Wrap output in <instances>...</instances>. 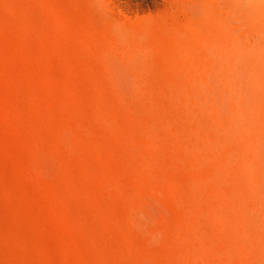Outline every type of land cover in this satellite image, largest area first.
Wrapping results in <instances>:
<instances>
[{
  "label": "rangeland",
  "instance_id": "rangeland-1",
  "mask_svg": "<svg viewBox=\"0 0 264 264\" xmlns=\"http://www.w3.org/2000/svg\"><path fill=\"white\" fill-rule=\"evenodd\" d=\"M249 1L254 44L264 22ZM89 6L0 0V264H264V135L237 115L235 76L222 87L196 40L156 23L118 39Z\"/></svg>",
  "mask_w": 264,
  "mask_h": 264
},
{
  "label": "bare ground",
  "instance_id": "bare-ground-1",
  "mask_svg": "<svg viewBox=\"0 0 264 264\" xmlns=\"http://www.w3.org/2000/svg\"><path fill=\"white\" fill-rule=\"evenodd\" d=\"M250 4H254L252 5V10L254 11L255 16L257 17L256 19L262 20L264 22V0H250L249 1ZM110 3V2H109ZM112 3L114 5H107L104 6L101 2V0H87V5H91L89 7H93L96 9L101 10L104 13V16H106V18L108 19L109 23L112 26V23L115 24L116 26V32H117V36L118 39L121 40H125L128 42L131 41H135L137 42H141L145 36H146V31L149 28H151V24H157L155 27L152 26V28H154V30L157 28V26L159 27V25L161 26V31L166 32L167 31H172V35L171 38L174 39L173 41H183L185 42L184 44L186 45V41L188 43V41L190 40V42H192V40H196V42L198 43L199 47H201V54L203 53V55L206 56V58H209L211 65H214L215 68L221 70V75L224 76V78L227 80H225L224 78L222 79L221 75L218 76V79L221 78L223 81L225 80V82H221L222 85L227 82L231 81V77L230 75H234L235 79H236V87L238 86V91H240V94H242L239 98H238V104H236L237 107V115L239 116H243L244 112L245 114L247 113V111H249L250 115H247V118H244V116L242 118L246 119H242L244 120V124L243 126L244 128L248 129L249 133H252V135L254 134H258L257 138L259 139V135H264V35L260 38H256V40L254 39V44L252 42L249 43V40H247L245 38V19L247 16V0H112ZM116 7V15L113 14L112 12V8ZM159 11L161 10V15L158 16V19L156 20V22H153L152 19L150 18H146L149 12H153V11ZM119 12H122L123 14H129L128 17H120L118 14ZM135 16L138 18V20H136L138 23L137 26H132L130 25L131 23L134 24V22H130L129 23V16ZM163 15V16H162ZM116 16V17H115ZM133 18V17H132ZM155 18V17H154ZM139 19H141L139 21ZM112 23H111V22ZM135 21V22H136ZM137 24V23H135ZM159 24V25H158ZM162 26L164 28V30H162ZM158 30V29H157ZM159 32V31H158ZM148 33V32H147ZM152 37V36H151ZM170 37V36H169ZM150 38V37H149ZM153 38V37H152ZM151 38V39H152ZM154 39V38H153ZM192 39V40H191ZM154 41H156V38L154 39ZM248 41V42H246ZM169 42V41H168ZM172 42V41H171ZM174 43V42H173ZM193 43V42H192ZM249 43V44H247ZM178 45V44H177ZM189 45V44H188ZM179 46V45H178ZM183 46V45H182ZM188 47V46H187ZM199 50V49H198ZM197 50V51H198ZM200 54V55H201ZM202 56V55H201ZM207 60V59H205ZM207 63H210L208 61H206ZM203 63V62H202ZM205 64V63H204ZM206 65V64H205ZM208 65V64H207ZM210 65V64H209ZM206 68V67H205ZM211 68V67H209ZM214 68V69H215ZM208 69V68H207ZM202 71V68H201ZM204 71V70H203ZM207 73H209L207 70H205ZM211 71V70H210ZM214 71V70H213ZM216 71V69H215ZM203 73V72H202ZM207 73L205 75V77H207ZM215 73V72H214ZM133 74V73H132ZM205 74V73H204ZM202 74V75H204ZM213 73H211L212 76ZM201 75V76H202ZM200 76V75H199ZM200 76V77H201ZM221 76V77H220ZM233 76V77H234ZM214 77V76H213ZM212 77V78H213ZM203 78V76H202ZM206 80V78H203L202 80ZM229 79V81H228ZM245 80V83L243 84L242 80ZM233 80V79H232ZM210 81V80H209ZM212 81V80H211ZM214 81V79H213ZM221 81V80H220ZM227 81V82H226ZM172 82V81H171ZM215 82H212V84ZM182 84V83H181ZM206 84V83H205ZM211 84V83H210ZM228 83L226 85H229ZM174 85V84H173ZM209 85V84H208ZM231 85L235 86L234 82L231 81ZM229 86L232 88V86ZM117 86V85H116ZM206 86V85H205ZM212 86V85H209ZM124 87V86H123ZM224 87V85L222 86ZM227 88V86H225ZM173 88V87H172ZM195 88V87H194ZM212 88V87H211ZM214 88V86H213ZM212 88V89H213ZM216 88V87H215ZM209 90V87L207 88ZM218 89V88H217ZM228 89V88H227ZM234 89V88H233ZM230 90V91H233ZM186 90V89H185ZM194 90V89H193ZM211 90V89H210ZM224 90V89H223ZM212 91V90H211ZM210 91V92H211ZM216 92H218L217 90H215ZM229 91V90H228ZM227 91V93H228ZM235 91V89H234ZM233 92L229 93V96H227L228 94H226L225 96L230 98V94ZM237 91V90H236ZM205 93V91H203ZM209 92V91H208ZM206 91V93H208ZM224 93V92H223ZM115 94V93H114ZM123 94V93H122ZM215 93H213L212 95H214ZM220 94L222 95V92L219 91V96ZM217 95V94H216ZM224 95V94H223ZM238 95V94H237ZM237 95H233V96H237ZM196 96V95H195ZM211 96V95H210ZM195 98V97H194ZM216 98V99H218ZM222 98V96H221ZM228 99V98H227ZM226 99V100H227ZM233 99V98H232ZM237 99V98H236ZM235 99V100H236ZM212 100V99H211ZM210 100V101H211ZM215 100V99H214ZM224 102H227V101ZM234 100V101H235ZM187 101V100H185ZM221 101V100H219ZM192 102V101H191ZM218 102V101H216ZM216 104L217 107H219V105ZM222 102V101H221ZM223 102V104H225ZM213 103V102H212ZM220 103V102H218ZM232 103V100L231 102ZM214 104V106H215ZM194 105V104H193ZM211 105V104H210ZM212 105V107H209L211 109H213L214 107ZM215 106V107H216ZM231 106V104H230ZM228 107V108H233V107ZM196 107V106H194ZM214 107V109H215ZM225 107V106H224ZM223 107V108H224ZM222 108V106L220 108H218L219 110ZM222 108V109H223ZM234 109V108H233ZM232 109V110H233ZM215 111V112H214ZM218 111V110H217ZM224 111V110H223ZM235 111V109H234ZM212 112V110L210 111ZM213 113H216V110H213ZM211 113V114H213ZM218 114V118H219V111L217 112ZM221 113V112H220ZM229 113V112H228ZM232 113V111H231ZM213 114V117L215 118ZM244 114V115H245ZM248 114V113H247ZM251 114L255 116V121L253 120V117L251 116ZM230 115V114H229ZM234 115V114H232ZM237 115L235 114V116L237 117ZM187 116V115H186ZM228 116V114H227ZM250 116V117H248ZM198 117V116H197ZM203 118V117H202ZM214 118L212 119L214 122L216 120H214ZM227 118V117H226ZM232 118V117H231ZM241 117H239L240 120ZM194 119V118H193ZM229 119V118H228ZM227 119V120H228ZM219 119H217L216 122H218ZM234 120V119H233ZM169 121V120H168ZM198 121V120H197ZM212 121V122H213ZM236 121V120H235ZM257 121V122H256ZM231 122V121H230ZM239 122V121H238ZM197 123V122H196ZM234 124V123H232ZM237 124V123H236ZM240 124V123H239ZM200 125V124H199ZM198 125V126H199ZM221 125V124H220ZM229 125V124H228ZM234 126V125H233ZM237 126V125H236ZM229 127V126H228ZM231 127V126H230ZM239 127V128H238ZM236 128L240 129L241 125L238 126ZM220 128V127H219ZM232 128V127H231ZM237 129V130H238ZM231 132L233 131V128L231 129ZM227 131V130H226ZM241 131V130H240ZM177 132V130H176ZM236 132V131H235ZM195 133V132H194ZM228 133V132H226ZM241 133V132H240ZM238 133H234L237 135V137L239 138ZM248 133V134H249ZM229 135L231 134L230 131L228 133ZM234 134H232L234 137H236ZM246 134V133H245ZM224 135V134H223ZM252 135L250 134V138L249 136L247 137L248 139L246 140L247 142H251L249 140L252 139ZM189 136V134H188ZM227 136V134H226ZM243 136V135H242ZM256 136V135H255ZM260 136V137H262ZM186 137V136H185ZM222 137V136H221ZM225 137V135H224ZM245 137V136H244ZM241 137L240 138H244ZM228 138V136H227ZM257 138L254 137L255 142L253 143H257ZM237 139V138H236ZM264 139V138H262ZM260 139V140H262ZM226 139H222L221 141H225ZM238 140V139H237ZM240 140V139H239ZM238 140V141H239ZM237 141V142H238ZM242 141V139H241ZM221 142V143H222ZM228 142V141H227ZM244 142V141H243ZM241 142V144L243 143ZM251 142V147L253 146ZM245 143V142H244ZM243 143V144H244ZM264 142L261 143V145ZM225 144V143H223ZM249 144V143H248ZM260 146V143L258 144ZM257 145V147H258ZM220 146V145H219ZM228 146V145H227ZM233 146V145H232ZM237 146V144H236ZM244 146V145H243ZM246 146V144H245ZM242 147V148H246V147ZM247 145V149L245 150H249L251 149V147L249 146L248 149ZM263 146V145H262ZM218 147V146H216ZM225 147V146H224ZM231 147V146H230ZM234 147V146H233ZM232 147V148H233ZM238 147V146H237ZM236 147V148H237ZM254 147V146H253ZM252 147V149H253ZM256 147V145H255ZM254 147V148H255ZM189 148V147H188ZM197 148V147H196ZM241 148V149H242ZM219 149V147H218ZM223 149V148H222ZM240 149V148H239ZM251 149V150H252ZM258 149V148H257ZM191 150V149H189ZM213 150V149H212ZM230 151L229 149H225V151ZM251 150H249L251 152ZM255 150V149H253ZM262 150V149H261ZM259 152H262V151ZM194 151V150H193ZM227 151V153H228ZM241 151V150H238ZM257 151V150H256ZM232 152V151H231ZM236 153V151H233ZM232 152V153H233ZM245 152V151H244ZM264 152V151H263ZM226 153V152H225ZM258 153V152H257ZM231 154V153H230ZM241 154V152H240ZM240 154H238L240 156ZM245 154V153H244ZM252 155V153H250ZM259 154V153H258ZM258 154H255V152L253 153V155H255L256 157L258 156ZM262 154V153H261ZM229 155V154H228ZM234 154H232L231 156L229 155V159H231V157H233ZM236 154L235 157L238 156ZM242 155V154H241ZM249 155V156H251ZM238 156V157H239ZM243 156V155H242ZM241 156V157H242ZM248 156V157H249ZM262 156V155H261ZM255 157V159H256ZM259 157V156H258ZM226 158V157H225ZM234 158V157H233ZM251 158L253 160H255L253 158V156H251ZM262 158V157H261ZM260 158V159H261ZM223 159V158H222ZM235 159V158H234ZM233 159V160H234ZM236 159H244L245 158H236ZM249 159V158H248ZM232 160V161H233ZM243 160L244 163H241L237 161V163H241L240 166L242 167L244 164L246 165L249 161H247V163H245V161ZM259 160V158H258ZM225 161V160H224ZM228 161V159L226 160ZM257 161V160H256ZM262 161V160H261ZM230 162V161H229ZM225 163V162H223ZM222 163V164H223ZM251 164H253L255 166V164H258L257 162H250ZM261 163V162H260ZM229 164V163H228ZM236 165V164H235ZM244 165V166H245ZM262 165V164H261ZM260 165V166H261ZM231 166V164H230ZM239 166V167H240ZM247 166H249L247 164ZM246 166V167H247ZM252 167V165H250ZM259 166V167H260ZM197 167V166H195ZM232 167V166H231ZM237 167V166H236ZM259 167L257 168V170L262 171V173L264 172L263 167L259 169ZM245 168V167H243ZM249 167H247L248 169ZM255 168V167H254ZM255 168V169H256ZM240 169V168H239ZM253 170V172L255 171L257 173L256 170ZM263 169V170H262ZM232 170V169H230ZM246 170V169H244ZM241 171V170H240ZM252 171V170H251ZM250 171V172H251ZM244 172V171H243ZM252 172V173H253ZM254 172V174H256ZM249 173V172H248ZM251 173V174H252ZM260 173V172H259ZM258 173V174H259ZM260 174L259 176H263V174ZM218 175V174H217ZM245 175V174H244ZM241 177V175H240ZM238 177V178H240ZM257 177V175H256ZM255 177V178H256ZM213 178V177H212ZM244 178V177H243ZM261 177H258L257 179H259ZM263 178V177H262ZM214 179V178H213ZM241 179V178H240ZM216 180V179H215ZM219 180V179H218ZM243 180V179H242ZM254 180V179H253ZM263 180V179H262ZM261 180V181H262ZM223 181V180H222ZM241 181V180H240ZM246 181V180H245ZM256 181V180H255ZM254 181V182H255ZM236 182V181H235ZM262 183V182H259ZM243 184V181H242ZM235 185V184H234ZM239 185V184H238ZM257 185V184H255ZM254 185V186H255ZM262 185V184H261ZM247 186V185H246ZM245 186V187H246ZM258 186V185H257ZM244 187V186H243ZM256 188V187H255ZM259 188V187H258ZM261 188V187H260ZM242 189V188H241ZM235 190V189H234ZM199 191V189L197 190ZM200 192V191H199ZM202 193V192H201ZM244 193H246V191H244ZM257 193V192H256ZM255 193V194H256ZM261 193V191H260ZM259 193V194H260ZM194 194V193H193ZM229 194V193H228ZM233 194V193H232ZM236 194V193H235ZM249 194V193H248ZM247 194V195H248ZM257 197V195H255ZM238 197V196H237ZM243 197V196H242ZM259 197V196H258ZM257 197V198H258ZM262 197V196H261ZM233 198V197H232ZM253 199V198H252ZM241 200V198H240ZM243 200V199H242ZM256 198L253 200L255 201ZM244 201V200H243ZM247 201V200H246ZM227 202V201H226ZM259 202V201H256ZM254 202V203H256ZM261 202V201H260ZM239 203V202H238ZM242 203V202H241ZM234 204V203H233ZM243 204V203H242ZM241 204V205H242ZM238 205V204H237ZM236 205V207H237ZM240 205V206H241ZM243 206V205H242ZM256 207V206H255ZM254 207V208H255ZM244 208V207H243ZM237 209V208H236ZM253 209V208H252ZM259 209V208H258ZM257 209V210H258ZM230 211H232L230 209ZM236 211V210H235ZM256 211V208H255ZM245 212V211H244ZM230 214V213H229ZM220 216V215H219ZM240 216V215H239ZM221 217V216H220ZM219 217V218H220ZM233 217V215H232ZM238 217V216H237ZM242 217V216H241ZM244 217V216H243ZM242 217V218H243ZM235 218V217H234ZM240 218V217H239ZM225 219V218H224ZM229 219V218H227ZM244 219V218H243ZM250 219V218H249ZM246 222V219H244ZM227 221V220H226ZM224 222V221H223ZM255 222V221H254ZM195 224V223H194ZM198 224V223H197ZM243 225V224H242ZM241 225V227H242ZM222 226V225H221ZM225 226V225H224ZM223 226V227H224ZM249 226V225H248ZM222 227V228H223ZM248 228V227H247ZM242 229V228H241ZM261 231V230H260ZM247 232V231H246ZM239 234V233H238ZM241 234V233H240ZM260 236V235H259ZM243 237V236H242ZM256 237V236H255ZM240 238V237H239ZM247 238V237H246ZM234 239V238H233ZM245 239V238H244ZM230 242L232 240H229ZM242 243V242H241ZM245 244V243H244ZM264 244V243H263ZM238 245V244H237ZM236 245V246H237ZM241 247V246H239ZM244 248V246H243ZM251 248V247H250ZM260 249V248H259ZM262 249V248H261ZM239 251V250H238ZM262 251V250H261ZM245 252V251H244ZM252 253V252H251ZM257 254V253H256ZM264 254V253H263ZM248 255V254H247ZM262 255V254H261ZM264 263V262H263Z\"/></svg>",
  "mask_w": 264,
  "mask_h": 264
}]
</instances>
